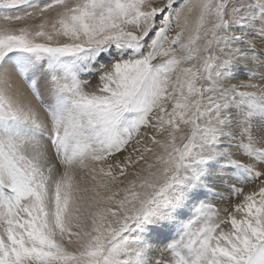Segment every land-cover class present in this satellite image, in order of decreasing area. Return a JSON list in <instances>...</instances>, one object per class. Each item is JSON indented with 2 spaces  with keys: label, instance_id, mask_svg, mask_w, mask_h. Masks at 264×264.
I'll use <instances>...</instances> for the list:
<instances>
[{
  "label": "snow or ice",
  "instance_id": "6c2138e0",
  "mask_svg": "<svg viewBox=\"0 0 264 264\" xmlns=\"http://www.w3.org/2000/svg\"><path fill=\"white\" fill-rule=\"evenodd\" d=\"M0 264H264V0H0Z\"/></svg>",
  "mask_w": 264,
  "mask_h": 264
}]
</instances>
